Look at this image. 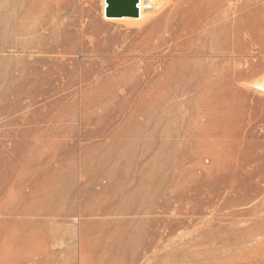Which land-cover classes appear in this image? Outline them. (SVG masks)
Segmentation results:
<instances>
[{
    "label": "rangeland",
    "instance_id": "374dc122",
    "mask_svg": "<svg viewBox=\"0 0 264 264\" xmlns=\"http://www.w3.org/2000/svg\"><path fill=\"white\" fill-rule=\"evenodd\" d=\"M199 1L0 0V264H264V0Z\"/></svg>",
    "mask_w": 264,
    "mask_h": 264
},
{
    "label": "bare ground",
    "instance_id": "6f19581e",
    "mask_svg": "<svg viewBox=\"0 0 264 264\" xmlns=\"http://www.w3.org/2000/svg\"><path fill=\"white\" fill-rule=\"evenodd\" d=\"M116 0H99L102 18L108 23H120L130 26L151 27L150 37L167 44L178 34V38L186 35L200 36L199 30L205 20L204 5L199 0H140L139 14L132 11L107 13V7ZM127 5L132 0H117ZM217 6L221 1H214ZM199 57V56H198ZM252 86L264 95V76L253 82ZM254 88V89H255ZM261 94V95H262Z\"/></svg>",
    "mask_w": 264,
    "mask_h": 264
},
{
    "label": "water",
    "instance_id": "95a60500",
    "mask_svg": "<svg viewBox=\"0 0 264 264\" xmlns=\"http://www.w3.org/2000/svg\"><path fill=\"white\" fill-rule=\"evenodd\" d=\"M139 3L140 0H132L127 5L122 6L120 1L111 2V7H107V14L111 11L114 12H125V11H132L135 15L139 14Z\"/></svg>",
    "mask_w": 264,
    "mask_h": 264
}]
</instances>
